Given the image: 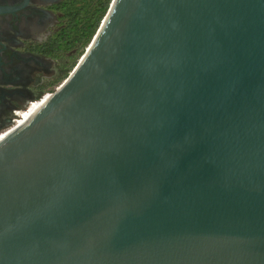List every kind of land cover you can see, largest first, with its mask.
Instances as JSON below:
<instances>
[{
	"label": "water",
	"instance_id": "95a60500",
	"mask_svg": "<svg viewBox=\"0 0 264 264\" xmlns=\"http://www.w3.org/2000/svg\"><path fill=\"white\" fill-rule=\"evenodd\" d=\"M49 96L0 142V264H264V0H113Z\"/></svg>",
	"mask_w": 264,
	"mask_h": 264
},
{
	"label": "flooded vegetation",
	"instance_id": "af4514ba",
	"mask_svg": "<svg viewBox=\"0 0 264 264\" xmlns=\"http://www.w3.org/2000/svg\"><path fill=\"white\" fill-rule=\"evenodd\" d=\"M74 1L0 0V134L67 79L82 46L71 22Z\"/></svg>",
	"mask_w": 264,
	"mask_h": 264
},
{
	"label": "trees",
	"instance_id": "16d2710c",
	"mask_svg": "<svg viewBox=\"0 0 264 264\" xmlns=\"http://www.w3.org/2000/svg\"><path fill=\"white\" fill-rule=\"evenodd\" d=\"M113 0H77L72 3V27L75 39L82 42L81 49L69 66L68 73L74 68L79 57H82L86 48L92 42ZM75 4V5H74ZM78 36V37H77ZM69 46L68 49H70Z\"/></svg>",
	"mask_w": 264,
	"mask_h": 264
},
{
	"label": "built area",
	"instance_id": "2783aa9c",
	"mask_svg": "<svg viewBox=\"0 0 264 264\" xmlns=\"http://www.w3.org/2000/svg\"><path fill=\"white\" fill-rule=\"evenodd\" d=\"M60 87V86H59ZM59 87H57L56 89H58ZM51 95V94H50ZM49 96V95H48ZM47 96V97H48ZM46 98V97H45ZM44 98V99H45ZM44 99H41V100H39V101H35V102H32V103H30V105H29V107L25 110V111H23L20 115H19V117L17 118V119H15V121H14V123H13V127L12 128H10V129H8L6 132H4V133H1V134H5V133H8V132H10V131H13V130H15V129H17L19 126H20V124H21V122L24 120V117L28 114V113H30L31 111H33L34 109H35V106L37 105V104H39V103H41ZM0 134V135H1Z\"/></svg>",
	"mask_w": 264,
	"mask_h": 264
},
{
	"label": "bare ground",
	"instance_id": "6f19581e",
	"mask_svg": "<svg viewBox=\"0 0 264 264\" xmlns=\"http://www.w3.org/2000/svg\"><path fill=\"white\" fill-rule=\"evenodd\" d=\"M51 97H46V99H44L41 103L37 104L35 106V109L33 111H31L30 113H28L25 117H24V120L21 122L20 126H23L27 123L28 120H30L33 116H34V113H36L38 111V109L42 106V105H45V103L50 99ZM16 130V129H15ZM13 130V131H15ZM17 131V130H16ZM14 133V132H13ZM11 134L7 135V137H9ZM6 134H1L0 135V142L3 141V139H6Z\"/></svg>",
	"mask_w": 264,
	"mask_h": 264
},
{
	"label": "rangeland",
	"instance_id": "374dc122",
	"mask_svg": "<svg viewBox=\"0 0 264 264\" xmlns=\"http://www.w3.org/2000/svg\"><path fill=\"white\" fill-rule=\"evenodd\" d=\"M86 49H87V48H86ZM84 53H85V52H84ZM82 56H83V55H82ZM80 59H81V57L78 58V61L76 62L74 68L76 67V65L78 64V62H79ZM74 68H73V69H74ZM73 69L68 73V76H69V74L73 71ZM67 78H68V77H67ZM58 87H59V86H58Z\"/></svg>",
	"mask_w": 264,
	"mask_h": 264
}]
</instances>
